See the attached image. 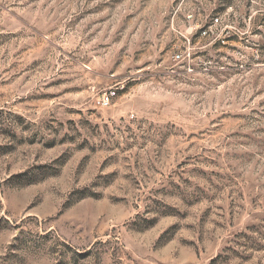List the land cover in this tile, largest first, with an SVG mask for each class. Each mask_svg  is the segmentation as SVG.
I'll return each instance as SVG.
<instances>
[{
  "label": "rangeland",
  "instance_id": "obj_1",
  "mask_svg": "<svg viewBox=\"0 0 264 264\" xmlns=\"http://www.w3.org/2000/svg\"><path fill=\"white\" fill-rule=\"evenodd\" d=\"M0 264H264V0H0Z\"/></svg>",
  "mask_w": 264,
  "mask_h": 264
},
{
  "label": "built area",
  "instance_id": "obj_2",
  "mask_svg": "<svg viewBox=\"0 0 264 264\" xmlns=\"http://www.w3.org/2000/svg\"><path fill=\"white\" fill-rule=\"evenodd\" d=\"M189 17L191 18V15H189ZM212 20H213V23L217 22L218 17H214ZM196 26L198 27V24H196ZM199 29L201 30V34H203V35L207 34V29H204L203 27H199ZM175 56L177 58L181 57L180 54H176ZM115 95H116V91L112 88H110L107 91H105L104 93H102L101 98H100L101 105H103V106L109 105Z\"/></svg>",
  "mask_w": 264,
  "mask_h": 264
}]
</instances>
